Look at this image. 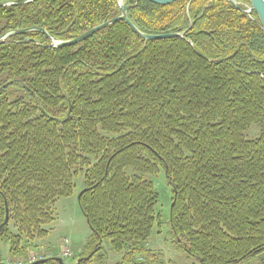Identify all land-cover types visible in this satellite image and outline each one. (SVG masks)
I'll list each match as a JSON object with an SVG mask.
<instances>
[{
  "label": "trees",
  "instance_id": "1",
  "mask_svg": "<svg viewBox=\"0 0 264 264\" xmlns=\"http://www.w3.org/2000/svg\"><path fill=\"white\" fill-rule=\"evenodd\" d=\"M123 1L141 32L184 39L143 41L118 22L61 49L39 32L0 45V225L8 216L0 242L10 257L25 256L81 174L78 205L91 234L75 262L104 264L106 241L121 255L116 264L138 255L160 264L142 246L160 224L148 177L162 170L176 248L197 264L249 262L264 254L258 18L223 0ZM117 16V0H35L0 7V36L36 27L69 41Z\"/></svg>",
  "mask_w": 264,
  "mask_h": 264
},
{
  "label": "rangeland",
  "instance_id": "2",
  "mask_svg": "<svg viewBox=\"0 0 264 264\" xmlns=\"http://www.w3.org/2000/svg\"><path fill=\"white\" fill-rule=\"evenodd\" d=\"M257 134L258 127L254 126L247 132L246 137L254 139ZM130 173L132 172H127V174ZM148 179L153 183L159 195L156 212L159 215L160 224L154 228L152 235L142 247L156 255V259L159 261L157 263L160 264H197L195 259L179 251L174 244V237L169 225L172 193L165 174L160 170L156 176L148 177ZM74 184L73 195L69 198L57 199L51 207L54 220L50 225L43 228L47 231V236L44 239L36 240L33 247L29 248L26 253L37 252L42 254L44 258L52 259L60 254L62 240H67L73 255L76 257V255L80 254L81 248L84 247V244L90 238L91 232L77 200L79 193L84 188L81 174L76 177ZM10 229L16 232L12 224H10ZM99 254L103 257L104 264H116L121 258L120 254L110 251L106 241L103 242L102 250ZM136 257L144 259L148 264L144 256L138 255ZM0 259L3 264L12 260V257L9 256L8 246L2 242H0ZM263 260L264 254L243 264H264ZM65 262L69 264L77 263V261L75 262V260L71 259Z\"/></svg>",
  "mask_w": 264,
  "mask_h": 264
},
{
  "label": "water",
  "instance_id": "3",
  "mask_svg": "<svg viewBox=\"0 0 264 264\" xmlns=\"http://www.w3.org/2000/svg\"><path fill=\"white\" fill-rule=\"evenodd\" d=\"M35 0H26L24 2L20 3H0V7H9V6H21L29 2H33ZM148 1L152 4L158 5V6H168L178 0H145ZM230 5H232L235 9L240 11L241 13L245 14L246 16L250 17L252 13L256 14L258 21L260 23V28L263 34V40H264V0H248L249 6L247 8H242L236 0H223ZM118 8H119V16L116 18H113L107 22H104L98 26H95L82 35L78 36L77 38H74L69 41H58L54 40L44 29L41 28H27V29H17V30H12V31H7L4 34L0 36V45L4 44L6 40H8L11 37L18 36V35H23L29 32H39L41 33L49 42L48 48L50 49H61L64 47H71L75 46L94 34L98 33L101 30H104L118 22H123L126 24L139 38H141L143 41H156V40H167V39H184V34L183 33H170V34H161V35H150V34H145L141 32L136 26L130 21V19L127 16V11L128 7L124 3L123 0H117ZM192 47V44H190ZM79 199V196L77 200ZM85 217V216H84ZM8 223V216L6 213L5 220L4 222L0 225V232L3 230V228L7 225ZM88 258L84 259H79L76 264H81L83 261L86 262ZM57 264H67L64 263L61 259H55L54 260ZM45 260L39 261L33 264H45ZM3 264V263H0Z\"/></svg>",
  "mask_w": 264,
  "mask_h": 264
},
{
  "label": "built area",
  "instance_id": "4",
  "mask_svg": "<svg viewBox=\"0 0 264 264\" xmlns=\"http://www.w3.org/2000/svg\"><path fill=\"white\" fill-rule=\"evenodd\" d=\"M70 244L67 240H62L60 244V254L57 255V257H54L56 259H61L62 261L73 259L75 256L73 255L72 251L70 250ZM47 258H44L42 254H39L37 252H28L23 257H16L13 258L10 262L7 264H33L38 261L46 260ZM133 264H147L146 261L142 258L135 257Z\"/></svg>",
  "mask_w": 264,
  "mask_h": 264
},
{
  "label": "flooded vegetation",
  "instance_id": "5",
  "mask_svg": "<svg viewBox=\"0 0 264 264\" xmlns=\"http://www.w3.org/2000/svg\"><path fill=\"white\" fill-rule=\"evenodd\" d=\"M238 4L241 6V4H240L239 2H238ZM248 6H249V5H248ZM248 6H243V8H247ZM252 14H253V13H252ZM252 14H251V15H252Z\"/></svg>",
  "mask_w": 264,
  "mask_h": 264
}]
</instances>
